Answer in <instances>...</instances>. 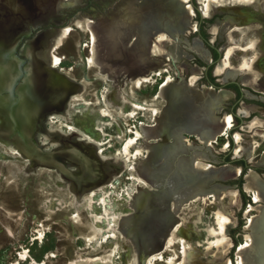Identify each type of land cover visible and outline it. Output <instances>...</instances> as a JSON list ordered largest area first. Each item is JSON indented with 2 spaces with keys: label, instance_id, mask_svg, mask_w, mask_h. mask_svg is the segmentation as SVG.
<instances>
[{
  "label": "rangeland",
  "instance_id": "1",
  "mask_svg": "<svg viewBox=\"0 0 264 264\" xmlns=\"http://www.w3.org/2000/svg\"><path fill=\"white\" fill-rule=\"evenodd\" d=\"M59 1L0 0V104L16 105L20 112L15 115H24L33 133L17 126L10 132V139L15 131L22 138L23 133L28 136L24 138L33 144L28 152L16 142L4 143L2 139L8 137L0 129V264H186L185 252H192L194 264H213L218 255L226 264H260L264 192L255 200L256 190L244 186V173L256 171L264 185V125L252 123L253 118L264 119V0H185L180 7L171 8L172 12L151 0ZM116 5L139 8L141 19L164 25L171 19L175 25L173 12L185 14L189 5L191 14L181 32L166 30L164 36L169 49L171 43L176 46L178 57L153 53L148 68L135 74L136 80L123 74L113 80L101 74L90 59V34L84 26L88 20L105 19L109 28H116L120 11ZM196 9L205 21L199 20ZM57 15L63 23L55 21ZM201 25L208 42L221 54L211 74L223 87L224 96L204 77L212 54L198 34ZM65 26L70 27L69 33L57 36L52 50L60 62L52 70L41 66L42 72L35 70V56L26 52L25 43L45 41L49 46L55 39L53 31ZM39 29L42 31L36 35ZM194 46L202 47L210 59ZM113 74L117 77L115 70ZM60 79L66 88L74 83L79 89L56 111L45 113L41 106L47 102L44 86ZM168 79L174 90L191 80L199 91L211 89L219 96L215 117L227 116L230 123L225 134L210 145L195 138L188 127L177 129L176 136L182 141L163 134L159 143L166 146L167 157L177 166L168 182L173 188L180 185L186 193L195 191L185 196L176 213L175 193L168 191L162 207L157 206V189L139 177L133 165L136 158L141 164L147 157L143 130L155 124L154 111L159 112L164 105L158 91ZM231 81L243 87L241 98L229 87ZM55 91L63 92L57 87ZM23 100L29 104L25 106ZM243 103L255 108L246 115L240 110ZM2 115L5 125L0 105ZM67 140L73 142L76 154H66ZM156 143L150 140L151 148ZM53 159L58 163L53 165ZM32 161L39 164L32 165ZM197 161L200 167L196 170L202 174L224 164L239 167L240 173L231 179L216 177L193 185L188 175L194 172L191 169ZM165 163L168 166L167 160ZM165 171L166 167L162 174L156 173L157 178ZM93 177H103V181L83 190ZM149 178L152 182L154 174ZM241 191L249 197L245 205ZM237 193L241 203L236 202ZM131 201L136 207H131ZM149 213L165 215L166 221L174 224L171 230L153 227L155 231L148 236Z\"/></svg>",
  "mask_w": 264,
  "mask_h": 264
},
{
  "label": "bare ground",
  "instance_id": "2",
  "mask_svg": "<svg viewBox=\"0 0 264 264\" xmlns=\"http://www.w3.org/2000/svg\"><path fill=\"white\" fill-rule=\"evenodd\" d=\"M108 1H111V0H103V2L105 3ZM182 1L185 2V0H151L152 3H156L160 5L161 8H164V6L170 8L169 10L171 12H172L171 8L180 7V2ZM58 2L60 1L58 0ZM60 4L62 3H59V5ZM208 5H209L208 3L205 4V8L207 10H208ZM57 7L59 6L57 5ZM116 7L119 8L120 10L117 12L116 14L117 17L115 18V20L117 21L116 28L115 27H112V29L109 28L108 26L110 25L105 21V19H99V20L97 19L98 21H95V22L88 20L84 26L87 32H89L90 34V51H91L90 59L95 64V66H97L101 74L107 75L106 77H110L113 80L116 78L118 79V76H120V74L125 75V77H127L130 80H136L137 77L135 74L140 72V68H144V69L148 68L147 63H148V60L151 59V56L153 53L156 52L158 53V55L161 54L167 57H171V59L172 57L175 59L178 57L179 54H177L176 46H174L173 43H171V48L169 49V44L166 42V40H164V36L166 35L165 34L166 30L169 33L170 31L171 32H179V31L181 32V29H182L181 27L183 23L188 22L190 14H191L192 9L189 5H188V8H186L185 14H183V12L180 13L179 11L173 12L176 15V18L174 19L176 20L175 25L171 22L172 19L167 20V22H165L166 25H164L160 21H152V19L150 18L141 19L140 17L141 9L139 8H134L132 6H127V7L122 8L118 5H116ZM77 16H79V14ZM69 31H70L69 26H65L61 31L54 30L53 35H55V39H53V41L51 42L49 46L46 45L45 44L46 42L44 41L45 43L39 42L38 44H29L26 47V52H29L32 54L34 53L35 60L37 63L36 66H34L35 70L40 71L38 69L40 68V66L42 68L50 70L51 67L54 68L60 62L61 59L55 56L52 53V50L58 43V37L59 36L61 37L62 35H66L67 33H69ZM193 48L197 52H201V51L203 53L205 52L204 56L206 55L207 59L208 60L210 59V57L208 56V54L202 47L194 46ZM114 70L117 73L116 74L117 77L113 74ZM219 70H220V65H217L216 72H219ZM195 74H198V73H195ZM171 82H172L171 79H168L167 81H165L161 85L160 90L158 91V97L160 99L159 101H161L164 105L159 110V112L158 111L156 112V110L154 111V116L152 120L155 122V124L152 126H146L148 127V129H146V127L144 126L145 127L143 130L144 138H146V145L144 148L147 151V157L145 161L142 162L141 164L137 163L136 160H140V159L136 158V160H134L135 163H133V165L135 167V171L137 172L138 176L143 178L148 184H150L151 186L157 189V192L159 193L158 195L161 196V197L160 196L158 197L156 195L158 199L154 203L157 206L159 205V207H162L165 201V195L168 191H173L175 193V196L173 199H175L176 205L173 211L174 213H176L178 209H180L179 205L182 203V200L185 198V196L191 195L195 193V191H193L194 189H189L188 190L189 192L186 193L183 188H180V185L179 187L176 186L173 188L171 183L168 182V178L172 176L173 174H175L177 166L171 160V158L167 157V155H169V151L167 148H165L166 146L162 147L159 143V141L162 139L163 134L165 133L170 138H174L176 140L182 141V137L176 136L178 133L177 129L179 127H188L189 131H191V133L196 136L195 138L203 141L205 144L210 145L212 144V142H215L216 140H218V138L221 135L225 134L230 123H229V118L227 116H224L222 119H219V118L217 119V117H215L214 112L218 104L219 96L215 97L212 94L211 89H205L203 91H199L191 80L189 83H184L181 87H178L177 89L174 90L170 86ZM65 83L66 82L64 80L60 79L54 85L49 84V82L45 84L43 92H44V95L47 97V100H46L47 102L41 103V106L46 108L44 109L45 113L56 111L57 108L68 98L69 95L73 94L79 89V86L74 83L72 87L66 88ZM56 87L61 88L63 92L59 93L58 91H55ZM261 90L264 92V87H261ZM218 91H223V89H220ZM227 91L230 92V94L233 93L232 91H229V90ZM224 92L225 91L219 94H221V96H224L225 95ZM22 98H24V95L22 96ZM23 102L25 103V106L29 104V102L27 101L23 100ZM0 105L4 109L6 123H7L5 125L2 123V120H1L3 118V115H2L0 117L1 118L0 119V122H1L0 129L5 133V136L8 137V140L3 138L2 141L4 143L16 142L24 150L31 152V150L33 149V144L31 143L30 140H28L27 138H24V136H26L24 133L22 134L23 135V138H22V136H20L17 133V131H15L16 135L10 139V136H11L10 132L14 129L15 126H17L18 129H20L21 131L25 129L28 130L29 122L26 120V118H24V115H21V118H18V115L17 116L15 115V113L19 111V110H16V107H15L16 105L11 104V103L8 105L1 103ZM9 105L10 107H8ZM254 108H255L254 104L243 103L240 110H243L245 114L248 115ZM252 123L264 125V119L262 120L260 118L259 119L253 118ZM230 129L231 128H229V130ZM32 134L33 133H31V135ZM150 140H155L157 142L156 144H153L154 145L153 148H151ZM66 145H67L66 146L67 151H65L66 154L68 155L76 154V151L73 149L74 144L72 141L67 140ZM14 149L15 151L20 152L16 146H14ZM165 160L168 161V166L165 163ZM32 162H33L32 165L39 164V163H36V161H32ZM57 163H58V160L53 159L52 164L55 165ZM88 164L91 165V162L89 161ZM194 164H195V168L191 169V171H194V172H191L188 175V179H189L188 181L192 183L193 185L199 183L200 181H203V182L210 181L211 179L216 178V177L222 180L231 179V178L236 177L240 173L239 167L234 166V165L224 164V165H221L220 167H217L216 169H212V167L207 168L209 172L202 174L201 171L196 170V169H199L198 167H200V163L197 161ZM164 167H166L167 169V171H165L166 173L163 172L164 176L163 177L160 176L161 178L160 177L157 178L156 173H158L159 175L162 174V169ZM85 170H86V167L83 164L81 166L82 174H84ZM153 174H154V179L152 180V182H150L149 177L150 175H153ZM244 179H245L244 181L245 188L250 189V190H256L255 200H259L262 196L261 191L264 192V185L263 183H261L262 182L261 176L256 171L249 169L246 173H244ZM102 181H103V177H93L88 181L87 186L82 187V189L83 190H87L88 188L92 189L94 188L93 186L99 185L100 182ZM232 196L233 194H230V200L232 199ZM134 198H135V195H134ZM235 198H236L237 203H241L239 193L235 195ZM130 205L131 207L132 206L136 207V204L133 201H131ZM165 217H166L165 215L156 216L155 214L149 213V215L146 217V223L151 224V229H150L151 231L149 230L150 234H148V236H150L151 233L155 231L153 227H155L158 231L159 229L163 230L167 228L171 230L172 225L174 224L173 222L170 223L166 221ZM175 221H178V220L176 219ZM169 235H170V231L166 234V236H169ZM260 237L262 241L260 242V247L258 246L259 247L258 260L260 261L259 263L262 264L264 263V231ZM131 238L134 243L136 251H138L136 247L135 237L131 236ZM239 248L242 251V247H239ZM241 251H239L240 254H241ZM191 253L185 252L186 262L184 263L194 264L195 257L191 256L192 255ZM25 256L26 255H24L23 257ZM244 258L246 260V257ZM96 263L94 262L93 264H96ZM213 264H226V263H222L218 255L214 258Z\"/></svg>",
  "mask_w": 264,
  "mask_h": 264
},
{
  "label": "trees",
  "instance_id": "3",
  "mask_svg": "<svg viewBox=\"0 0 264 264\" xmlns=\"http://www.w3.org/2000/svg\"><path fill=\"white\" fill-rule=\"evenodd\" d=\"M197 10V9H196ZM197 14H198V18L199 20L201 21H205L201 18V15H200V12L197 10ZM206 21H209V20H206ZM198 34L200 35V37L204 40V42L206 43V45L208 46V48L210 49L211 51V54H212V63L211 64H205L206 66V70H205V78L206 80L210 83V84H213L215 85L216 87H219L220 84H218V82L215 81V77L212 76V69L215 65V63L217 61H219L221 59V54L220 52L218 51L217 47L210 44L208 42V34H206V32L202 29V25L200 26V28L198 29ZM229 87L232 88L233 90L236 91V95H237V98H241L242 96V86L240 84H238L237 82L235 81H231L228 83ZM236 117V116H235ZM238 118V117H236ZM241 119L238 118V121H240ZM247 167L246 164H244V168H243V171L244 169ZM244 173V172H242ZM238 187L241 188V180L239 179L238 180ZM241 195H242V199H243V205H245V202L249 200V197L246 196L244 194V192L241 191ZM235 244H236V241H235Z\"/></svg>",
  "mask_w": 264,
  "mask_h": 264
},
{
  "label": "water",
  "instance_id": "4",
  "mask_svg": "<svg viewBox=\"0 0 264 264\" xmlns=\"http://www.w3.org/2000/svg\"><path fill=\"white\" fill-rule=\"evenodd\" d=\"M198 27V26H197ZM42 30L41 29H39L38 31H37V33H36V35L39 33V32H41ZM23 35H26V34H23ZM36 35H34V37L33 38H35L36 37ZM36 61V60H35ZM35 63V62H34ZM39 70H40V72H42V70L40 69V68H38ZM44 71V70H43ZM213 85V84H212ZM221 85L222 86H224V85H226V83H221ZM215 88H223V87H221V86H219V87H216L215 85H213ZM230 132H231V129L228 131V134H230Z\"/></svg>",
  "mask_w": 264,
  "mask_h": 264
},
{
  "label": "crops",
  "instance_id": "5",
  "mask_svg": "<svg viewBox=\"0 0 264 264\" xmlns=\"http://www.w3.org/2000/svg\"><path fill=\"white\" fill-rule=\"evenodd\" d=\"M53 19V18H52ZM62 18L58 15V20H55V19H53V20H55V21H57V23H63V20H61ZM34 39V38H33ZM33 39H30V40H33ZM27 42L25 43V45H24V47H25V49H26V47H27ZM34 54V53H33ZM24 56H25V54H24Z\"/></svg>",
  "mask_w": 264,
  "mask_h": 264
}]
</instances>
